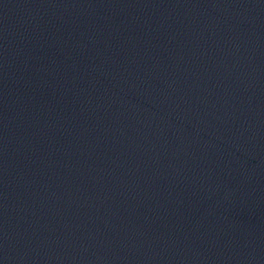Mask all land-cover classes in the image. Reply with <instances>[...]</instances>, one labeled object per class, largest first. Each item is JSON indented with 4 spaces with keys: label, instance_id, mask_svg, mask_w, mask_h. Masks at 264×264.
<instances>
[{
    "label": "water",
    "instance_id": "1",
    "mask_svg": "<svg viewBox=\"0 0 264 264\" xmlns=\"http://www.w3.org/2000/svg\"><path fill=\"white\" fill-rule=\"evenodd\" d=\"M0 264H264V0H0Z\"/></svg>",
    "mask_w": 264,
    "mask_h": 264
}]
</instances>
